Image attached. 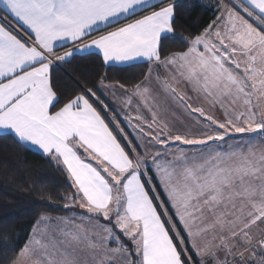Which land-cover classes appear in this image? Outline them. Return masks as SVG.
<instances>
[{
	"label": "snow or ice",
	"instance_id": "1",
	"mask_svg": "<svg viewBox=\"0 0 264 264\" xmlns=\"http://www.w3.org/2000/svg\"><path fill=\"white\" fill-rule=\"evenodd\" d=\"M211 6L192 32L177 0H0V130L67 177L58 206L83 210H41L0 264H264V0ZM90 49L96 83L54 78ZM134 61L137 82H108ZM116 88L126 112L106 103Z\"/></svg>",
	"mask_w": 264,
	"mask_h": 264
},
{
	"label": "trees",
	"instance_id": "2",
	"mask_svg": "<svg viewBox=\"0 0 264 264\" xmlns=\"http://www.w3.org/2000/svg\"><path fill=\"white\" fill-rule=\"evenodd\" d=\"M177 2L183 5L177 8L181 13L177 21L187 31H199L214 16L215 8L211 5L215 4V0H177ZM190 4L195 6L190 8ZM197 22H199L198 27L193 28L192 25ZM169 47L178 49L181 45L172 42ZM61 49L57 48V52ZM65 68L69 71L78 69L77 75L86 73L91 86L96 83L100 71L99 59L94 52L74 54L71 64L54 67V78L70 88L73 82L65 75ZM146 68V63L110 65L107 68L108 82L118 81L130 87L141 78ZM72 192L67 177L49 164L39 152L21 146L10 134H0V260L14 255L13 248L18 250L28 240L41 210H47L51 215L72 212L73 209L58 206L65 203L60 200V195H70ZM48 194L55 197L56 206H49L46 201L41 200L42 196ZM161 198L164 199L162 192ZM169 211L171 212V209Z\"/></svg>",
	"mask_w": 264,
	"mask_h": 264
},
{
	"label": "crops",
	"instance_id": "3",
	"mask_svg": "<svg viewBox=\"0 0 264 264\" xmlns=\"http://www.w3.org/2000/svg\"><path fill=\"white\" fill-rule=\"evenodd\" d=\"M127 22V21H126ZM73 47V45L71 43H68L63 47H58V48H62L59 52H63V51H67L69 49H71ZM90 52H96L95 49H90L88 52H78L76 54H85V53H90ZM137 63H145L143 61H134V62H130L129 64H114L115 66H126V65H131V64H137ZM114 91L115 92V97L116 98H122V97H125L127 95V93H125L123 90L119 89V88H116V89H109L107 90V102L109 103V105L115 109V110H124L125 112L127 111V109H123V105L120 104L118 102V99L116 98H113L110 94L111 92ZM133 107H135V100L133 102ZM217 116H219L220 114L218 112L215 113ZM118 118L120 119L121 123H122V126H124V120H123V117L122 116H118ZM111 126V125H110ZM177 127L179 128L180 131H184V127L180 126V125H177ZM125 130L126 131H131V129L129 127H125ZM0 134H5L3 132V130H0ZM241 138V135L240 134H234L232 135L230 138H226V142H217V143H220L223 145V149L222 150H226L227 147H228V144L229 143H232L233 141H236V140H239ZM215 146V145H213ZM181 147H185L189 150H191V146H185V145H181ZM32 150H35L38 152V150H36L34 147H31ZM179 227V225H178Z\"/></svg>",
	"mask_w": 264,
	"mask_h": 264
},
{
	"label": "rangeland",
	"instance_id": "4",
	"mask_svg": "<svg viewBox=\"0 0 264 264\" xmlns=\"http://www.w3.org/2000/svg\"><path fill=\"white\" fill-rule=\"evenodd\" d=\"M83 210L79 209L78 207L77 208H73V211L70 212V213H66L64 215H52L53 217H57V216H71L73 214V212H76V213H80L82 212ZM115 246V245H113Z\"/></svg>",
	"mask_w": 264,
	"mask_h": 264
}]
</instances>
